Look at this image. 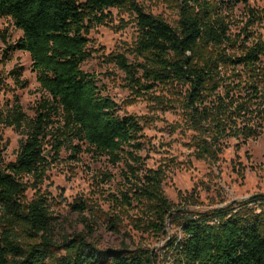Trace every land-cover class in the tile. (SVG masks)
<instances>
[{
  "label": "trees",
  "instance_id": "16d2710c",
  "mask_svg": "<svg viewBox=\"0 0 264 264\" xmlns=\"http://www.w3.org/2000/svg\"><path fill=\"white\" fill-rule=\"evenodd\" d=\"M237 1L241 0H182L179 25L173 27L145 12L134 0H0V15L10 17L22 31V37L8 49L31 55L38 82L49 94L37 106L34 118H28L16 104L0 119L26 135L15 161H0V264H154L150 251L101 249L80 233L56 245L51 238L54 216L48 201L41 193L25 201L27 187L22 178L44 176L50 164L44 145L52 138L54 160L65 146L76 157L81 146L72 142L77 139L114 162L125 154L137 180L134 168L141 159L136 151L143 148L140 119L120 115L118 104L102 93L95 76L81 69L91 56L87 47L90 29L103 24L106 10L114 7L131 5L136 12L137 50L148 65L129 63L123 54L112 58L133 85L145 88L137 75L142 67L148 80L189 86L186 107L195 128L205 134L201 152L214 154L225 137L246 139L257 134L264 121V40L247 46L251 38L248 27L243 33H232L224 10ZM246 10V26L261 18L259 10L250 6ZM242 34L245 37L240 44ZM237 44L239 52L230 51ZM238 65L247 78L231 84L223 69L233 66L231 71H236ZM12 73L16 79L21 77V71ZM163 172L149 170L138 182L129 177L131 188L122 193L119 204L130 206L136 201L144 206L152 216L147 225L151 231L166 232L169 221L178 222L182 236L173 238L170 245L176 255L174 264H264L262 214L247 206L237 211L232 206L175 210L162 189ZM21 228L38 242L22 245Z\"/></svg>",
  "mask_w": 264,
  "mask_h": 264
},
{
  "label": "rangeland",
  "instance_id": "374dc122",
  "mask_svg": "<svg viewBox=\"0 0 264 264\" xmlns=\"http://www.w3.org/2000/svg\"><path fill=\"white\" fill-rule=\"evenodd\" d=\"M134 1L145 12L178 27L182 0ZM246 6L261 12V18L248 26ZM224 12L229 14L233 34L243 33L248 27L251 38L247 46L264 40V0H248L246 5L237 1ZM106 13L104 23L89 31L87 47L91 56L81 69L95 76L102 93L118 104L120 115L132 114L140 119L143 148L136 151L141 159V164L134 168L137 180L126 164L132 161L125 154L114 162L109 155L90 150L87 143L75 139L72 143L81 146L77 156L73 157L70 147L65 146L54 160L53 140L48 138L44 147L50 164L42 178L23 175L27 187L24 200L31 201L37 193L44 195L54 216L51 238L58 246L80 233L101 249L150 251L154 264H174L176 255L170 245L173 238L182 236L181 226L177 221H169L166 232L151 231L147 225L152 216L144 206L136 201L130 206L119 204L122 193L131 188L129 177L138 182L149 170L164 171L162 189L175 210L232 206L237 211L247 206L264 216V121L260 122L258 133L249 138L225 137L214 154L201 152L199 146L205 134L195 128L186 107L189 86L176 81L148 80L142 67H138L137 75L145 88L133 85L112 55L123 54L129 63L148 65L137 50V14L131 5L110 8ZM20 37L22 31L13 20L0 15V119H5L16 104L32 119L39 103L49 96L38 82L31 55L8 49ZM244 37L242 34L238 43L242 44ZM240 44L230 51L239 52ZM15 69L21 71L19 79L12 73ZM232 69L233 66L223 69L231 84L247 78L241 65L236 66V71ZM219 91L223 94L225 87ZM25 136L22 129L0 121L1 162L15 161ZM80 204L85 209L76 208ZM24 230L19 231L22 245L38 242Z\"/></svg>",
  "mask_w": 264,
  "mask_h": 264
}]
</instances>
